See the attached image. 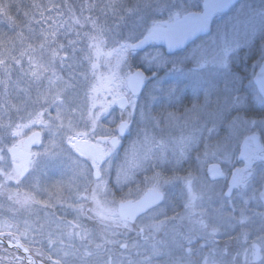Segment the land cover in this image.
<instances>
[{"label": "snow or ice", "instance_id": "1", "mask_svg": "<svg viewBox=\"0 0 264 264\" xmlns=\"http://www.w3.org/2000/svg\"><path fill=\"white\" fill-rule=\"evenodd\" d=\"M11 7L7 0H0V17L15 23L10 15ZM60 7L55 3L31 5L40 19H35V13H24L29 18L26 24L29 35L17 34L19 50L16 38L10 42V50L0 41V49H4L0 51V72L4 76L0 86L7 95L15 68L20 81L25 83V87L18 88V91L26 97L20 104L7 101L0 104V182L15 181L19 185L32 178L40 160L67 155L75 174L89 185L84 192H90V195H82L80 200L85 203L91 200L95 207L86 210L83 204H79L74 221L58 219L54 214L45 223L36 221L35 227L25 221L23 232H20L19 225L5 224L9 230H0V237H5L10 246L31 253L27 257H15L14 264H22L25 259L27 264H38L33 255L43 257L45 253L40 250L33 253L31 247L21 243V237L29 243H36L34 239L29 241V232L43 236L46 228L49 229L46 235L50 252L59 255L64 250L58 246L63 245L65 239L78 236L84 242L81 259L91 257L93 252L89 247L93 234L79 222V216L88 212L94 213L88 219L99 225L100 234L105 237L104 244L117 245L129 255L132 249H144L136 252L137 256H143L142 260L127 261L126 264H153L154 258L165 255L169 257L168 264H225V261L217 260L213 251L217 234L213 217L222 219L228 212L227 219L240 232L235 237L236 247L222 253L228 257L226 264H255L257 260L264 264L261 258L264 252V211L252 213L260 219L259 227L254 230L250 229L253 221L249 215L252 202L264 209V146H260L255 155L241 153L247 161L245 168L231 173V182L219 189L216 200L213 199L218 184L215 166L200 176L193 171L184 177L165 175L167 165H179L190 159L191 152H198L204 143V133L211 138L220 126L227 127L228 135L216 145L204 144L205 155L208 148L214 147L226 163L232 162L229 142L235 134L252 132L246 137V146L248 141L257 139L256 129L264 137V0H261L260 7L243 0H93L86 5V10L90 13L98 10L99 15L95 18L85 16L83 23L74 13L69 18L70 23L45 15V12L56 10L57 16L62 17ZM109 16L115 18V27L108 25ZM33 22L46 24L47 28L36 32L31 26ZM75 26L80 30L90 27L83 33L76 30V38L69 39ZM61 35L67 44L60 41ZM32 40L38 43L29 42ZM109 41L113 47L102 52V46H107ZM81 42H84L83 46ZM145 46L153 51H146ZM165 46L167 52L161 51ZM209 49L212 55H209ZM244 49H247L245 56L239 57L238 52ZM113 53L118 54L114 64L111 60ZM140 53H144L143 56ZM102 55L108 58L107 77L97 75ZM252 56L256 57L253 68H260L255 80L259 91L255 95L247 91L245 69L240 67ZM25 58L27 68L24 67ZM169 65L173 70L181 65L179 71L184 80L172 82L169 73L164 71ZM64 71H67V79L60 75ZM81 78L83 106L79 102ZM104 81L114 86L106 87L102 92ZM181 84L193 89L196 102L178 114L168 108L175 107L183 90ZM33 87L34 99L31 96ZM114 104L120 108L118 117L113 115L114 109L109 111ZM156 107L161 111L155 112ZM136 113H139L144 127L138 129L137 139L124 149L125 163L115 165ZM36 125L48 130L49 142L41 145L43 152L21 157L19 143L14 142V138L19 137L23 129ZM175 129H179V136H172ZM28 143H41L40 133L33 132ZM33 155L38 158L36 161L31 159ZM129 155H134V168L144 173L141 182L150 186L152 195L150 199L135 204L122 199L119 209L112 210L107 205L115 203V192L109 187L113 167H116V179L112 188L122 190V174L126 183L137 179L135 170L125 171ZM30 166H33L32 172ZM177 179L184 181L188 191L182 214L171 207L166 190V186ZM194 182L200 187L199 195L193 193ZM205 200L209 204L217 203L219 207L211 210L204 206ZM197 201H200L199 205ZM22 203L42 202L28 197ZM198 206L199 212L196 210ZM44 207L50 208L52 204L44 202ZM169 211L173 215L170 216ZM178 220L190 222L187 232L176 227ZM53 224L55 230L51 229ZM13 227L16 231L10 230ZM130 233L135 234L131 244L128 242ZM197 233L195 243L203 240V244L194 250L193 237ZM161 234L162 239L157 240ZM253 234L254 240L251 239ZM117 236L125 239L109 238ZM3 244L4 240H0V246ZM104 244H96V250L103 249ZM70 247L79 252L75 245ZM165 249H174L181 255L175 258ZM104 250L106 253L111 251ZM72 254L64 251L65 257ZM47 259L52 260V255ZM53 264H62V258L54 260ZM103 264L119 262L109 254Z\"/></svg>", "mask_w": 264, "mask_h": 264}, {"label": "rangeland", "instance_id": "2", "mask_svg": "<svg viewBox=\"0 0 264 264\" xmlns=\"http://www.w3.org/2000/svg\"><path fill=\"white\" fill-rule=\"evenodd\" d=\"M12 5L11 1H7ZM16 2V8L12 10L10 8V15L14 17L15 23H11L7 21L6 18L0 17V41L4 42L5 48L11 49V41L15 39L17 50H19V39L17 38V34L20 32H23L25 36L29 35L28 28L26 26L28 22V17H25L24 13L29 12L30 15L35 13V19H40L38 13L35 12L33 8H31V5L33 3H38L41 5H50L51 3H55L60 5V12L63 13L62 17L57 16L56 10H53L51 13L45 12V15H51L52 17L61 20V22L68 21L70 23V17L74 13L77 18L81 19V23H83V17L92 15L93 18H95L97 15H99L98 10L94 12H88L86 10V5L89 3H93V0H15ZM104 2H107V0H104ZM243 2H248L252 4L255 7H260L261 0H243ZM82 8L85 10L82 12ZM103 17L101 18V23H103ZM108 25L115 27L116 20L114 17L109 16L107 20ZM32 28L35 29L36 32L41 31L44 28H47L46 24H36L32 23ZM90 26H86L83 30H80L78 26H75L72 28L69 34V39H75V31L80 30L82 33L84 31H88ZM60 41L62 43L67 44V40L64 39L63 35L60 37ZM31 43H38L35 40L29 41ZM84 42H81V46H83ZM113 47V44L111 41L108 42L107 46H102V52H108ZM4 49H0V51H3ZM146 51L151 52L153 51L152 48L147 47ZM161 51H164V49H161ZM247 52V49L240 50L238 52L239 57H244ZM14 54H18L14 53ZM144 53H140L141 56H143ZM209 55H212V50L209 49ZM118 57L117 53H113L111 60L114 64L116 62V59ZM175 58V57H173ZM256 57L252 56L249 58L246 63L241 64L240 67L245 69V74L247 76V79H245V85L248 92H250L252 95H255L257 93L256 87L252 81L253 76L255 75V72L258 67L253 68V63L255 61ZM99 65L97 75L107 77L108 76V58L105 56H101L99 58ZM27 59L24 60V67L27 68ZM136 65H134L135 67ZM181 65L175 66V70H173V66L169 65L167 68L164 69L165 72L169 73V79L172 82L176 81H182L184 80V77L180 74L179 69L181 68ZM187 71V69H184ZM60 75H62L65 79H67V71L60 72ZM91 73H89V76ZM121 76H123V73H121ZM4 79L3 73L0 72V80ZM249 79L252 81L251 84H249ZM47 82L45 81V84ZM18 86V87H17ZM114 85H110L107 81H104L101 85V91L103 92V89L106 87H110ZM25 87V83L20 81L19 75L17 71L13 70L11 81L9 82V86L7 89V95H5V89L3 86H0V104L4 103L5 101L11 103V104H20L22 100L26 99L25 95L22 92L18 91V88ZM181 88L183 89L182 92L177 97V102L175 103L174 108H168V111H176L178 114L182 113L185 107H191V103L196 102V97L194 94V91L191 87L184 88L183 84H181ZM83 78H81V90H80V104L83 106ZM35 87H33L31 91V96L34 99L35 98ZM106 95V93H104ZM108 99H111L109 96ZM202 101V97H201ZM115 110V104L112 106V109H109V111ZM30 110V108H29ZM161 109L159 107H156L155 112H160ZM52 114L54 115V110L52 111ZM115 114V113H114ZM116 114L119 116L120 109L116 111ZM13 116L15 118V114L13 113ZM19 122V121H17ZM144 125L140 121L139 113H136L133 117V123L131 125V131L129 134H127V139H124L122 141L123 147L120 149L119 158L115 161V165H120L125 163V153L124 149L129 148L131 145V141L137 139V131L140 128H143ZM211 127V125H209ZM40 131L41 132V143L38 147H34L31 152L32 154L40 153L44 151V148L41 146L47 145L50 138V133L47 129L41 128L39 125H36L32 127L31 129H23L21 135L17 138H14V142L19 143L22 139L27 137L30 133L34 131ZM252 132H243L235 134L232 139L229 142V154L232 157L231 163H226L223 156L216 151L214 147H210L207 150V155H205V147L204 144L208 145H216L218 140H221L225 136L228 135V129L226 126H220L217 129V132L214 133L211 138L208 137L207 133H204V143L200 145L199 151H192L191 152V158L188 160L183 161L181 164H169L166 166L165 175L166 176H177V177H184L188 174L189 171H193L197 176L203 175L205 173H208L211 169L212 165H219L221 167V170L226 174L225 179H220L218 177V184L216 187V195L213 196V199H218L219 189L224 186L225 183L228 182V179L233 172V168L237 167V169H244L245 164L242 161L237 160V156L241 150L242 141L244 138L251 134ZM255 133L260 135V130L256 129ZM180 132L179 129H175L172 131V136H179ZM261 136V135H260ZM159 135H157V139H159ZM261 140L264 144V137L261 136ZM67 147V145H65ZM74 156L77 154H73ZM197 156H199V159H197ZM33 161H36L38 158L33 155L31 157ZM83 159V158H81ZM135 157L134 155H129L127 157V164L125 166V171L128 169H133L135 165ZM257 163L259 161L257 160ZM29 171H33V166H30ZM136 171V181L133 183H126L123 180V174L121 176L122 180V190L118 191L115 188H112V184L115 183L116 179V167H113L112 172V178H111V184L109 187L113 192H115V203H109L107 206L112 210H117L118 203L124 199H136L139 196H141L147 189L150 188L149 185H145L142 183V177L144 173L135 170ZM149 175L151 173H148ZM88 183L86 180L79 178L74 170L71 162L67 159V155L60 156L59 158L53 157L50 159H42L39 162V166L35 168V171L33 173V176L31 179H29L26 182H22L21 184H17L15 181H7L6 183L0 182V230L8 231L9 229L5 228V224H12V225H19L20 226V232L24 231V222L27 221L28 224L33 225V227L36 226V221H39L40 223H45L46 220H51L52 215L54 214L56 218L63 219L65 221H74L77 218V207L79 204H83L84 208L92 209L95 207L93 202L91 200L87 201L86 203L82 200H80V197L82 195H90L89 193L84 192V188L88 187ZM94 187V185H93ZM167 194H168V200L169 204L172 208L175 209V212L177 213H183L184 208L183 205L185 201L188 198V191L185 187L184 181L182 179L174 180L170 185L166 186ZM193 193L196 195L200 194V187L198 184L194 182L193 184ZM11 197V199L9 198ZM33 197L35 200H39L42 203L36 204L31 203L29 205H24L22 202L28 198ZM101 197L98 196V199ZM112 197H109V200H111ZM44 202L51 203L52 207L45 208ZM176 205H180L181 207L176 209ZM197 204H200V201H197ZM204 206L207 208H210L211 210H215L219 207L217 203H211L209 204L207 200L204 202ZM250 212L249 215L251 216V219L253 223L250 225V229L254 230L259 227L260 219L258 216H253L252 213H258L261 211H264V209H261L257 207L255 202L250 203L249 205ZM197 212L200 211V207H197ZM170 216L173 215L171 211L168 213ZM94 215L92 212H88L87 215H80L79 216V222L89 230L90 233L93 234L94 239L92 240L89 250L93 252V255L91 257H85L83 260L81 259L82 253L84 251L83 247L81 245L84 243L79 239V237H75L74 239H65V243L63 245H59L58 248H62L64 251L72 252V255H69L67 257L64 256V251H60L59 255L56 254V252H50L49 251V245L47 243V231L48 228L45 229V235L41 236L33 232H29V241L34 239L37 241L36 243H29L24 239V237H21V243H25L26 246H29L32 248V252L34 253L37 250H40L45 253L43 257L47 259L48 255H52V260H48L49 264H53V261L62 258V264H103V261L107 259V256L110 254L112 255L113 259L118 261L119 264H126L127 261H136V260H142L143 256H137L136 252L140 251L143 252L144 249L141 248L139 250L132 249V254L129 255L128 253L124 252L123 250L119 249L117 245L108 243L104 244L105 237L100 234L99 231V225L95 220L88 219V216ZM229 216L228 212L224 213V217L222 219H216L213 217L215 221V226L217 228V234L215 236L216 246L213 249L217 260L226 261L228 259L227 256L222 255V253L232 250L236 247V241L235 237L239 235L240 229L234 228L232 223L227 219ZM207 222V217L205 218ZM176 227L179 230H182L184 232H187L190 227V222L188 220L184 221H177ZM186 227V228H184ZM56 225L53 224L51 226L52 230H55ZM171 226H169V229ZM184 229V230H183ZM12 231H16V228L13 227L10 229ZM67 231V229H66ZM19 235V232L17 233ZM199 236V233L196 234V236L193 237L194 240V250H198L199 244H203V240H200L199 243H195L197 237ZM128 242L129 244L132 243V241L135 239V234L130 233L129 234ZM110 239H125L123 236H117V237H109ZM157 240L162 239V234L160 236L156 237ZM251 239H255V234L252 235ZM230 242L229 249L224 248L225 243ZM96 244H104V248L110 249V253H106L104 251V248L101 250H96L95 245ZM70 245H75L76 249H79V252H75L73 248L70 247ZM109 246V247H108ZM114 246L115 251L112 252V248ZM16 253H13L11 251L6 250L3 245L0 246V264H14V258L17 256H22V250L17 248H11ZM165 251L170 252L175 258H178L181 254L178 251H175L174 249H165ZM207 249L205 250V253H207ZM37 257V256H35ZM261 258L264 259V252L261 253ZM193 259H197V257H193ZM169 257L167 255L156 257L153 259V264H168ZM22 264H26L25 260L22 262ZM260 264V262L258 263Z\"/></svg>", "mask_w": 264, "mask_h": 264}, {"label": "water", "instance_id": "3", "mask_svg": "<svg viewBox=\"0 0 264 264\" xmlns=\"http://www.w3.org/2000/svg\"><path fill=\"white\" fill-rule=\"evenodd\" d=\"M147 48V46H145ZM164 51L167 52V47L165 46L164 47ZM260 74V68H258L255 76L253 77V83L255 84L256 88H257V91H259V85L255 83V80H256V76H258ZM34 132H39L40 133V141H41V132L36 130ZM33 133V132H32ZM32 133H30L27 137H25L24 139H22L19 143V154L21 155V157H28V154L31 153V149L33 147H38L40 145V143H37V144H29L28 143V138L32 135ZM252 134H249L247 135L246 137L250 136ZM246 137L244 138V140L242 141V148H241V151L238 155V159L239 160H243L242 156H241V153H245V152H248V149L250 146H255L257 148H259L261 146L260 142H259V137L258 135L256 134V137L257 139L255 141H248L247 142V146H246ZM247 163V161H246ZM215 169H217V167H215ZM223 176V174H222ZM232 180V177L230 178V182ZM151 195L152 193L149 191V189H147L140 197H138L137 199H127L125 201H131L133 204H135L136 202L138 201H141V200H147V199H150L151 198ZM121 202V201H120ZM120 202L118 203V208L117 210L119 209V206H120ZM127 210V209H125ZM1 239V237H0Z\"/></svg>", "mask_w": 264, "mask_h": 264}, {"label": "flooded vegetation", "instance_id": "4", "mask_svg": "<svg viewBox=\"0 0 264 264\" xmlns=\"http://www.w3.org/2000/svg\"><path fill=\"white\" fill-rule=\"evenodd\" d=\"M118 109H120L119 108V105L118 104H115V111H114V113L115 114H113L115 117H118V115L116 114V111L118 110ZM113 117H109V119H112ZM257 134V133H256ZM258 136H259V142H260V144H261V146H264V144H263V142H262V140H261V136L258 134ZM258 148L257 147H255V146H251V147H249V149H248V153H250V154H253V155H255V154H257V152H256V150H257ZM32 150V149H31ZM32 153V152H31ZM237 160L238 161H242L245 165H246V160H239L238 159V156H237ZM217 167V169H216V175H217V177H219L220 179H225V177H226V174L221 170V167L219 166V165H212L211 166V169H213V167ZM234 170H233V172H235L236 171V169H237V167H234L233 168ZM222 174H223V176H222ZM232 176L230 175V177H229V179H228V182H230V178H231ZM175 206L177 207L176 209H178L179 210V208L181 207L180 205L178 206V205H176L175 204ZM117 208H118V205H117ZM184 228H186V227H184ZM184 230V229H183ZM216 240V239H215ZM230 242H226L225 243V247L224 248H228L229 249V246H230ZM105 247V246H104ZM109 247V246H108ZM106 248H107V246H106ZM106 248H104V249H106ZM105 251V250H104ZM115 251V249H114V246H113V248H112V252H114ZM223 260V259H222ZM260 262V260H257L256 262H255V264H258Z\"/></svg>", "mask_w": 264, "mask_h": 264}, {"label": "trees", "instance_id": "5", "mask_svg": "<svg viewBox=\"0 0 264 264\" xmlns=\"http://www.w3.org/2000/svg\"><path fill=\"white\" fill-rule=\"evenodd\" d=\"M7 1H11L12 2V7H11V9L12 10H14V8H16V2H15V0H7ZM3 247L6 249V250H8V251H11V252H13V253H15V251L14 250H12L11 248H8L7 246H5V245H3Z\"/></svg>", "mask_w": 264, "mask_h": 264}]
</instances>
